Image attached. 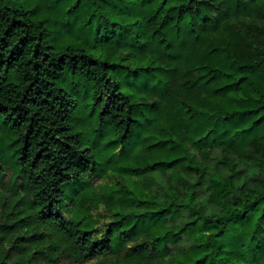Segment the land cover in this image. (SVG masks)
I'll return each mask as SVG.
<instances>
[{"label": "trees", "instance_id": "trees-1", "mask_svg": "<svg viewBox=\"0 0 264 264\" xmlns=\"http://www.w3.org/2000/svg\"><path fill=\"white\" fill-rule=\"evenodd\" d=\"M0 264H264V0H0Z\"/></svg>", "mask_w": 264, "mask_h": 264}]
</instances>
